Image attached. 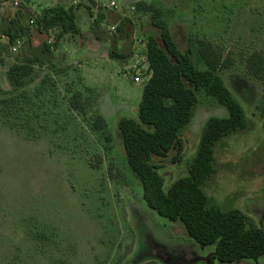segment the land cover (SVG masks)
<instances>
[{"label":"rangeland","instance_id":"374dc122","mask_svg":"<svg viewBox=\"0 0 264 264\" xmlns=\"http://www.w3.org/2000/svg\"><path fill=\"white\" fill-rule=\"evenodd\" d=\"M61 1L0 0V28L12 19L27 27L16 51L0 34V264H206L213 253L181 222L146 204L127 163L118 121L137 117L147 78L134 81L129 65L135 55L140 61L148 36L159 39L150 12L131 8L136 2L161 8L180 49L207 39L230 58L220 75L248 127L216 143L215 170L202 188L210 204L239 209L264 230V99L260 81L246 70L252 51L264 55V0H113V8L102 5L110 0H78V33L57 37V30L29 26ZM192 56L203 68L196 51ZM27 60L33 79L12 86L8 68ZM197 96L180 132V158L172 151L155 159L164 189L187 174L207 119L227 115L203 90ZM97 115L106 124L101 129ZM215 264H264V257Z\"/></svg>","mask_w":264,"mask_h":264},{"label":"trees","instance_id":"16d2710c","mask_svg":"<svg viewBox=\"0 0 264 264\" xmlns=\"http://www.w3.org/2000/svg\"><path fill=\"white\" fill-rule=\"evenodd\" d=\"M133 6L138 11H149L152 25L159 29V39L151 35L146 40L145 55L150 76L142 87L137 117L125 116L118 121L127 163L141 182L146 204L159 216L181 222L187 234L196 242L213 246L214 251L206 264L264 257V230L248 224L245 214L239 209L222 210L210 204L202 188L204 181L215 170L216 143L248 127L243 107L220 75V71L231 65L230 58L225 57L207 39H192L186 48L180 49L162 18L161 8L145 2H136ZM73 7L61 4L47 7L35 16L34 26L45 33L57 30V37L66 33L76 34L79 28L75 23ZM10 23L5 29L0 28V34L8 36L9 45L27 30L17 19H12ZM120 23L123 24V21ZM118 25L116 30H121ZM195 51L203 68H199L193 59ZM111 54L126 57L115 51ZM3 62L4 58L0 56V64ZM246 70L260 81L264 99L262 51L254 50L249 54ZM32 72L29 60L14 63L7 70V78L12 86L19 87L33 79ZM198 90H203L223 106L227 115L207 119L197 155L187 174L164 189L155 159L165 158L172 151L175 153L174 160L180 158L184 145L180 132L193 117ZM70 104L74 109L81 108L78 102L72 101ZM105 125L102 116L97 115L95 128L101 129Z\"/></svg>","mask_w":264,"mask_h":264},{"label":"built area","instance_id":"2783aa9c","mask_svg":"<svg viewBox=\"0 0 264 264\" xmlns=\"http://www.w3.org/2000/svg\"><path fill=\"white\" fill-rule=\"evenodd\" d=\"M13 1H14L13 4L17 6L18 5V0H13ZM67 2L70 5L75 6V5H77L78 0H62L61 2H59L57 4H61V5L67 6L66 5ZM57 4H54V6L57 5ZM102 5L106 6V7H111V8L116 7L115 1H113V0H110L107 4L103 3ZM131 8L134 9V6H132ZM34 20H35V17L31 18L29 20V26L30 27L34 26V23H35ZM21 43H22V39L21 38H16L14 40V42L11 43V45H10L11 51H16L19 48V46L21 45ZM140 63H142V64H140ZM129 69H130L131 72H133V74H134L133 78H134V81H136V82L141 81L139 76L143 75L144 73H147L146 80L149 78L150 71L148 69V60L146 58L145 52H144L143 56L140 58V61L137 59V55H135L132 58V61L130 62V65H129Z\"/></svg>","mask_w":264,"mask_h":264}]
</instances>
